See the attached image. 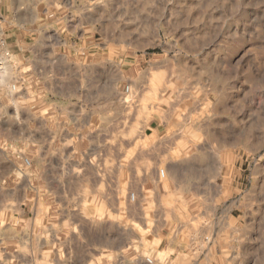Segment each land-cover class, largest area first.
<instances>
[{"label":"rangeland","instance_id":"obj_1","mask_svg":"<svg viewBox=\"0 0 264 264\" xmlns=\"http://www.w3.org/2000/svg\"><path fill=\"white\" fill-rule=\"evenodd\" d=\"M0 17V264H264V0Z\"/></svg>","mask_w":264,"mask_h":264},{"label":"built area","instance_id":"obj_2","mask_svg":"<svg viewBox=\"0 0 264 264\" xmlns=\"http://www.w3.org/2000/svg\"><path fill=\"white\" fill-rule=\"evenodd\" d=\"M1 32H2V20H1V17H0V34H1ZM9 57H10V53L8 51L0 53V77H1V75L3 73V71H4L5 64L8 61ZM16 88H17V86L15 84H13L11 86L12 90H16ZM24 161H25V163L27 165L31 164V160L28 157H26L24 159Z\"/></svg>","mask_w":264,"mask_h":264},{"label":"bare ground","instance_id":"obj_3","mask_svg":"<svg viewBox=\"0 0 264 264\" xmlns=\"http://www.w3.org/2000/svg\"><path fill=\"white\" fill-rule=\"evenodd\" d=\"M3 76H4V78H5V77H6V73H5ZM3 76H2V78L0 79V82H3V81H4Z\"/></svg>","mask_w":264,"mask_h":264}]
</instances>
